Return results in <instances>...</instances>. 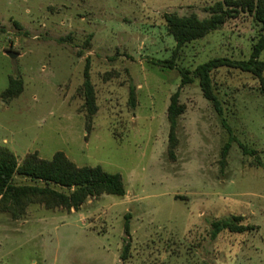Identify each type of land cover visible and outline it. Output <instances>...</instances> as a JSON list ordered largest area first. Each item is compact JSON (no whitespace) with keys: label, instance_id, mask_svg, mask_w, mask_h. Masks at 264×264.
Here are the masks:
<instances>
[{"label":"rangeland","instance_id":"rangeland-1","mask_svg":"<svg viewBox=\"0 0 264 264\" xmlns=\"http://www.w3.org/2000/svg\"><path fill=\"white\" fill-rule=\"evenodd\" d=\"M217 1L0 0V94L10 77L23 84L17 98L0 99V145L19 162L29 153L49 160L62 152L78 167L121 175L126 189L121 198L89 199L77 212L31 205L18 221L0 213V264H264V171L237 143L220 164L228 140L222 119L264 163L258 79L215 73L220 117L197 80L180 87L177 71L149 64L170 59L175 48L165 13L204 19ZM258 36L259 26L241 14L184 46L176 64L193 71L214 58L247 60ZM87 59L98 107L89 132L78 93ZM178 90L185 112L171 160L167 108ZM232 216L254 230L211 240V223Z\"/></svg>","mask_w":264,"mask_h":264},{"label":"trees","instance_id":"trees-1","mask_svg":"<svg viewBox=\"0 0 264 264\" xmlns=\"http://www.w3.org/2000/svg\"><path fill=\"white\" fill-rule=\"evenodd\" d=\"M208 17L200 19L195 14L180 17L165 13L167 32L175 41L171 58L167 60H149V64L159 70H175L180 77V87L198 81L203 98L210 102L221 117V106L214 93V74L221 69L250 74L258 79L259 90L264 95V61L259 57L264 52V0H220L204 9ZM246 14L259 26V36L253 44L247 60L235 61L228 58H214L198 65L193 71L180 68L176 64L180 50L187 44L201 40L219 30L228 20L236 19ZM89 60H86L83 71V83L78 91L82 97V111L85 113L86 130L89 132L91 122L98 107L94 87L90 79ZM108 73L104 80H108ZM23 91L20 79L10 77L7 88L0 94V99L7 103L17 98ZM128 105L136 107L135 89L129 88ZM185 112V106L179 102V90L171 95L167 108L168 147L167 154L174 160V150L177 146V119ZM221 124L228 133V140L221 150L222 167L233 143H237L244 156L254 159V166L264 171L257 151L247 148L232 135L229 126L222 119ZM126 189L121 175L104 171L100 166L78 167L62 152L55 153L46 160L34 153L27 154L20 162L6 147L0 145V213L8 214L13 221L20 220L31 205H38L48 211L77 212L87 200L96 199L102 195L123 197ZM182 198V197H177ZM129 215L125 221V233L129 236ZM242 218L232 216L226 220H215L211 223L209 237L214 240L221 232L233 234L252 232V225H242ZM130 245L126 242L121 253V259L129 257Z\"/></svg>","mask_w":264,"mask_h":264},{"label":"water","instance_id":"water-1","mask_svg":"<svg viewBox=\"0 0 264 264\" xmlns=\"http://www.w3.org/2000/svg\"><path fill=\"white\" fill-rule=\"evenodd\" d=\"M5 55L10 59H14L17 57V54L13 52H6Z\"/></svg>","mask_w":264,"mask_h":264}]
</instances>
